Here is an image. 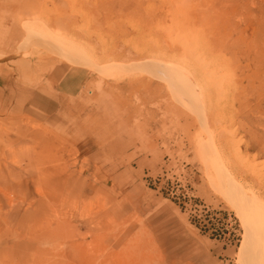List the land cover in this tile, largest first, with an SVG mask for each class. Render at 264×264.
Segmentation results:
<instances>
[{
  "label": "rangeland",
  "instance_id": "obj_1",
  "mask_svg": "<svg viewBox=\"0 0 264 264\" xmlns=\"http://www.w3.org/2000/svg\"><path fill=\"white\" fill-rule=\"evenodd\" d=\"M261 204L264 0H0V264H264Z\"/></svg>",
  "mask_w": 264,
  "mask_h": 264
},
{
  "label": "crops",
  "instance_id": "obj_2",
  "mask_svg": "<svg viewBox=\"0 0 264 264\" xmlns=\"http://www.w3.org/2000/svg\"><path fill=\"white\" fill-rule=\"evenodd\" d=\"M56 70L57 72L51 71L47 74V80L53 84L51 89L48 88L51 93L43 92L42 88H38L23 102V106L34 107L36 111H41L42 118H44L43 115L61 111L66 100L78 96L90 78L88 68L81 65L58 64ZM25 109H23L24 112ZM211 240L215 241L209 238V241Z\"/></svg>",
  "mask_w": 264,
  "mask_h": 264
},
{
  "label": "bare ground",
  "instance_id": "obj_3",
  "mask_svg": "<svg viewBox=\"0 0 264 264\" xmlns=\"http://www.w3.org/2000/svg\"><path fill=\"white\" fill-rule=\"evenodd\" d=\"M80 59H84V58H86L87 57V55H85V54H79V56H78ZM158 57V56H157ZM161 58V57H160ZM152 61L154 62V60L152 59ZM155 62H156V59H155ZM155 62H154V64H155ZM148 63V62H147ZM158 63V62H157ZM161 63H162V61H161ZM161 63H159V64H161ZM145 64V63H144ZM159 64H157V65H159ZM148 65V64H147ZM156 65V64H155ZM166 65H168V63L166 64ZM154 67V66H153ZM160 67H161V65H160ZM155 68V67H154ZM164 68V67H163ZM180 68V67H179ZM182 68V67H181ZM158 69V68H157ZM160 69H162V67L160 68ZM164 70H165V68H164ZM178 70V69H177ZM181 70V69H180ZM171 71V70H170ZM176 71V70H175ZM179 71V70H178ZM178 71L176 72V73H178ZM180 72V71H179ZM164 73V72H163ZM175 74V73H174ZM181 75V74H180ZM175 76V75H174ZM182 77V76H181ZM176 78V77H175ZM176 80V79H175ZM180 80H182V79H180ZM179 83H181V81L179 82ZM178 83V84H179ZM231 139H233V138H231ZM230 142V141H229ZM234 142V141H233ZM235 143V142H234ZM263 166V165H262ZM254 170V169H253ZM52 182V181H51ZM62 183V182H61ZM43 187V186H42ZM44 189V188H43ZM258 213H260V212H262V216L264 215V206L261 204V205H259L258 206ZM259 221V220H258ZM261 221H262V219H261ZM251 237V236H250ZM250 237L248 238V239H250ZM245 247H246V244H245V246H244V249H245ZM247 250H249V249H247Z\"/></svg>",
  "mask_w": 264,
  "mask_h": 264
}]
</instances>
